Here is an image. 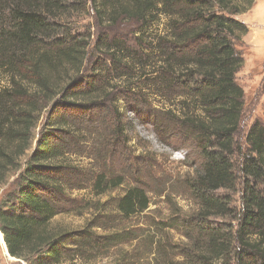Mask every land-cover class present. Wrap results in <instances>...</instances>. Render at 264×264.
Instances as JSON below:
<instances>
[{
	"label": "trees",
	"instance_id": "obj_1",
	"mask_svg": "<svg viewBox=\"0 0 264 264\" xmlns=\"http://www.w3.org/2000/svg\"><path fill=\"white\" fill-rule=\"evenodd\" d=\"M255 3L0 0V231L18 264L89 263L135 242L157 264H264V120L238 140L248 27L237 16ZM146 91L170 107L152 110ZM131 115L155 129L178 126L203 162L187 179L197 210L152 219L156 233L145 240L126 224L149 211L148 191L126 182L135 170L106 168L111 145L131 142ZM81 130L103 167L75 186L66 140ZM73 189L110 199L84 204L82 227L54 224L66 211L53 197L68 201ZM118 257L136 261L128 250Z\"/></svg>",
	"mask_w": 264,
	"mask_h": 264
},
{
	"label": "rangeland",
	"instance_id": "obj_2",
	"mask_svg": "<svg viewBox=\"0 0 264 264\" xmlns=\"http://www.w3.org/2000/svg\"><path fill=\"white\" fill-rule=\"evenodd\" d=\"M237 19L244 22L248 27L242 45L244 66L236 74L237 82L243 88L247 99L246 115L238 136V140L244 143L246 132L254 119L264 120V0H256L254 7L245 14L238 15ZM163 23L162 20L161 24L155 28L162 31ZM120 84L124 83L120 82ZM122 86L117 87L122 88ZM146 94L153 102L152 110L156 111L163 106L170 107L160 94H155L152 91H146ZM136 109L138 108L136 107ZM136 109L133 107L132 113L129 114L134 115ZM101 115L102 112L100 111L95 113L96 117ZM132 115L130 119L133 125L128 135L131 136V142L126 145L125 143L114 142L111 145L112 154L107 157L106 168L113 173L127 172L133 174L135 170L134 176L137 179L126 177V182L130 185H139L148 191L152 199L149 211L126 224L127 227L140 230L142 240H145L152 232L151 228L156 233L152 219L167 221L176 215H180L181 218H188L197 210L191 191L187 187V179L201 168L203 162L199 150L194 145L189 144L190 141L184 140V134L178 126L172 131L167 126L155 129L153 125L156 121L151 120L153 115L149 117L153 123L146 125L140 124L138 119ZM81 131V135L77 133L78 135L74 134L66 140L67 147L69 146V149L66 150L69 164L80 170L78 175H71V184L75 186L77 185L76 182L81 185L84 184L83 180L88 172L91 173L101 165V162L89 157L87 150L92 147V142L83 130ZM3 190L0 189V195ZM122 192L123 190L120 188L110 195L116 198ZM67 195L70 198L68 201L59 198L61 195L53 197L55 206L61 205L63 206L62 210L66 211L53 218L56 225L82 227L90 217L89 209H84L82 206L91 201L110 199V197L107 198V195L96 198L85 189H73L67 191ZM175 205L178 207L177 210L174 208ZM180 234L177 231L172 233L174 242L181 240ZM126 250L130 252L132 257H136L135 262L126 263L118 257ZM67 260L63 264H157L153 256L141 251L139 242L130 245L125 244L117 248L111 256L99 257L89 263H82L81 261L70 263ZM0 264H18L8 254L2 233H0Z\"/></svg>",
	"mask_w": 264,
	"mask_h": 264
},
{
	"label": "water",
	"instance_id": "obj_3",
	"mask_svg": "<svg viewBox=\"0 0 264 264\" xmlns=\"http://www.w3.org/2000/svg\"><path fill=\"white\" fill-rule=\"evenodd\" d=\"M4 241V240H3ZM8 251V250H7ZM9 254V253H8Z\"/></svg>",
	"mask_w": 264,
	"mask_h": 264
},
{
	"label": "bare ground",
	"instance_id": "obj_4",
	"mask_svg": "<svg viewBox=\"0 0 264 264\" xmlns=\"http://www.w3.org/2000/svg\"><path fill=\"white\" fill-rule=\"evenodd\" d=\"M1 233V232H0Z\"/></svg>",
	"mask_w": 264,
	"mask_h": 264
}]
</instances>
